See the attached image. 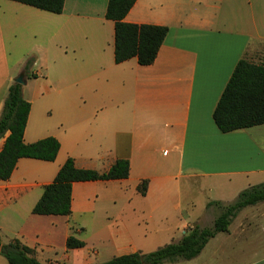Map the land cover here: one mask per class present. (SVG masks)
Returning <instances> with one entry per match:
<instances>
[{"label": "crops", "instance_id": "crops-1", "mask_svg": "<svg viewBox=\"0 0 264 264\" xmlns=\"http://www.w3.org/2000/svg\"><path fill=\"white\" fill-rule=\"evenodd\" d=\"M108 4L66 0L53 14L0 0V115L11 71L25 74V144H61L55 161L22 158L10 180H0V240H18L42 264L156 251L195 225L212 227L219 214L210 202L232 203L264 182V125L224 134L213 118L239 61L264 62V0H136L126 23L168 28L150 66L116 63ZM31 57L36 78L24 70ZM69 158L101 173L127 160L130 174L74 183L69 216L35 215ZM70 237L85 246L68 249ZM0 264H8L1 255ZM172 264H264V202L241 210L198 257Z\"/></svg>", "mask_w": 264, "mask_h": 264}, {"label": "trees", "instance_id": "trees-1", "mask_svg": "<svg viewBox=\"0 0 264 264\" xmlns=\"http://www.w3.org/2000/svg\"><path fill=\"white\" fill-rule=\"evenodd\" d=\"M53 14H62L66 0H10ZM136 0H109L106 18L115 23V61L117 64L137 59L141 66L152 65L162 47L168 28L156 25H136L125 22ZM35 59L29 58L25 72L28 78ZM31 110V103L23 97V86L12 83L0 115V140H5L0 152V180L8 181L22 158L53 162L61 148L54 137L25 144L24 133ZM218 129L224 133L250 129L264 125V62L255 64L242 59L237 64L213 114ZM130 164L117 160L106 172L78 169L69 158L59 170L53 183L47 185L41 199L33 209L39 216H69L72 213V189L76 182L110 181L127 179ZM148 183L143 181L138 191L145 195ZM264 202V182L243 190L236 200L225 204L214 201L208 205L218 207L220 215L212 227L198 225L190 228L176 242H172L150 253H134L114 258L102 264H167L190 261L198 257L207 243L218 233L228 232L237 214L246 207ZM84 242L70 237L68 249H79ZM34 251L18 240L3 244L0 240V255L8 264H42Z\"/></svg>", "mask_w": 264, "mask_h": 264}, {"label": "rangeland", "instance_id": "rangeland-1", "mask_svg": "<svg viewBox=\"0 0 264 264\" xmlns=\"http://www.w3.org/2000/svg\"><path fill=\"white\" fill-rule=\"evenodd\" d=\"M15 72V71H14ZM14 72H12L11 71V74L13 73L14 75V77H13V81L17 78V77H19V75H18V73H14ZM193 183H202V181H199V180H196V181H194ZM200 185V184H199ZM198 185V186H199ZM196 190V189H195ZM197 191V193H195L194 194V200H196L197 202H199V203H203L204 202V199L206 198L203 194H201L200 193V189H197L196 190ZM210 203H212V202H210ZM209 203V204H210ZM208 204V205H209ZM208 205H207V209H208ZM211 207H213V208H215V211H216V213L217 214H219L220 215V209L218 208V207H215V206H211ZM211 207H209V208H211ZM202 213V212H201ZM167 264H171V263H167Z\"/></svg>", "mask_w": 264, "mask_h": 264}, {"label": "water", "instance_id": "water-1", "mask_svg": "<svg viewBox=\"0 0 264 264\" xmlns=\"http://www.w3.org/2000/svg\"><path fill=\"white\" fill-rule=\"evenodd\" d=\"M14 82H15V83H18V84H21L22 86L26 85L27 80H26L25 74H21V75H19V77H17V78L14 80Z\"/></svg>", "mask_w": 264, "mask_h": 264}]
</instances>
